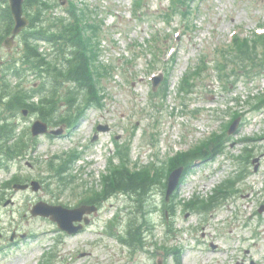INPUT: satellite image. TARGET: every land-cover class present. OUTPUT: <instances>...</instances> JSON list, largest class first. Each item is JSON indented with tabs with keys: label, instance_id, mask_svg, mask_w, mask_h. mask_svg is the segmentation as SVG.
<instances>
[{
	"label": "rangeland",
	"instance_id": "1",
	"mask_svg": "<svg viewBox=\"0 0 264 264\" xmlns=\"http://www.w3.org/2000/svg\"><path fill=\"white\" fill-rule=\"evenodd\" d=\"M64 1L66 4L56 8V13L68 7V0ZM75 1L87 3L101 20H106L99 61L101 65L111 64L115 70L102 81V106L90 108L75 129H66L64 137L41 138L36 153L32 151L29 158L38 162L37 167L27 168L26 172L41 175L42 179L48 177L47 160L76 149L84 157L73 174L83 188L75 196L43 188L40 193L18 194L15 207L6 209L2 205L0 232L4 237L0 240V264H42L45 255L51 252L55 254L51 258L54 264H174L158 249L166 242L183 250L182 264H264V211L259 212L264 206V112L257 113L252 107L258 97L264 96V43L256 48L262 60L257 66L262 69L238 71L240 79L232 78L235 82L229 91L223 88L213 66L215 51L223 48L235 32L252 36L264 24V0H194L188 30L180 16L169 23L165 21L170 0H145L142 20L131 17L133 8L138 9L134 0ZM175 31L182 34L175 37ZM154 37L163 41L162 48H158L163 52L161 62H154L157 65L152 64L155 58L151 50L159 45L148 49V53L138 48V44L145 45L148 38ZM19 41L13 50L15 56L20 52ZM172 46L176 49L175 64L170 63L171 53L166 52ZM0 53L9 57L6 49ZM202 57L210 59L209 67L197 80L194 94L188 97L179 94L182 77L198 66ZM163 68L170 72L172 69V73L167 79L164 77L158 89L164 87V94L152 98L151 79ZM41 82L37 75L28 73L24 86L33 88ZM252 101L256 102L252 105ZM81 105L84 106L83 98ZM64 108L61 103L58 112ZM196 110L199 112L193 114ZM234 111L244 114L237 134L231 137L224 155L215 161H197L190 170L178 191L175 217L169 214L167 220L165 194L160 188L150 197L144 210L153 228L149 233L153 235H146L143 249L131 250L107 233L109 221L113 220L115 231L124 232L130 216L138 209L130 210L131 204L124 196L105 203L91 217V224L75 236L61 235L49 219L30 215V209L39 201L75 207L85 192L101 190L109 158L117 154L114 137L130 143L133 162L141 166L155 162L162 166L168 162L167 156L198 146L212 133H224ZM99 125L108 126L109 131L100 133L93 142ZM245 150L250 157L241 163ZM257 164L259 168L255 171ZM242 171V180L234 185L237 194L224 205L209 212L186 207L196 196L208 200L226 179H233ZM138 216L142 220L143 216ZM167 226H172L176 235H167ZM14 233L18 234L16 243L10 241Z\"/></svg>",
	"mask_w": 264,
	"mask_h": 264
},
{
	"label": "trees",
	"instance_id": "2",
	"mask_svg": "<svg viewBox=\"0 0 264 264\" xmlns=\"http://www.w3.org/2000/svg\"><path fill=\"white\" fill-rule=\"evenodd\" d=\"M48 4L44 0H26V12L31 19L32 30L24 35L25 55L24 59L28 63L36 66V68H44L45 71L54 74V78L66 76L67 80L74 83L75 86L84 92L87 97L88 104L99 100L98 86L100 79L110 73L111 67L108 69L97 65V49L100 41V24L96 20L89 24L90 19L86 16L84 10L77 7L70 9L71 20L65 22L64 19L46 20L45 12H47ZM35 13H32V10ZM7 33L12 28V18L8 13ZM50 23H47V22ZM39 28H36L35 25ZM27 37L35 39H44L53 43L55 53L53 58L60 59L58 66H53L44 56L39 53L37 46H33ZM248 41L238 43V49L242 54V62L244 64H255L256 50L255 43L249 45ZM241 58V56H239ZM52 102V100H50ZM49 104V101L46 102ZM258 109L264 108V98L258 102ZM46 108L43 109L42 115H47ZM226 136L214 135L209 138L200 148L193 149L187 153L180 154L174 158L169 166L157 168L153 171H131L128 166L123 165L112 171L105 180L104 189L101 192L93 193L87 197L85 201L89 204L101 203L108 200L118 193H123L137 202H144L154 190V188L162 185L165 186L169 171L178 166H191L194 160L209 156L215 157L221 153L226 146ZM172 164V165H171ZM52 168L56 170V175L61 182L67 183L64 174L70 169V162L56 167L52 164ZM219 197H215L214 201H218ZM143 224H139L136 219H132L127 228L126 238L122 242L131 248H137L143 245L144 237L142 232ZM176 262L180 264L181 258L178 250L174 252Z\"/></svg>",
	"mask_w": 264,
	"mask_h": 264
},
{
	"label": "water",
	"instance_id": "3",
	"mask_svg": "<svg viewBox=\"0 0 264 264\" xmlns=\"http://www.w3.org/2000/svg\"><path fill=\"white\" fill-rule=\"evenodd\" d=\"M22 2L23 0H11L12 10L17 21V27L14 31L15 34H17L27 23L26 19L22 18ZM236 127L237 124H235L231 128L230 133L234 132L236 130ZM45 132H47L46 125L40 122L36 123L34 127L35 135ZM182 173H183V168L177 169L172 173L169 180L168 199L170 194H172L173 191L177 188ZM27 187L28 186H23L22 189H25ZM34 189L37 191L39 189V186L37 184H34ZM94 210H95L94 207L82 206L79 209L70 211L63 209L62 207H50L45 203H39L37 206H35L32 213L34 216L37 215H42L46 217L51 216L52 220L58 222L60 228L68 231L70 234H75L81 229V226L75 227L73 223L75 221L77 222L82 221L84 214L86 213L90 214ZM86 222L88 223V220H86Z\"/></svg>",
	"mask_w": 264,
	"mask_h": 264
},
{
	"label": "flooded vegetation",
	"instance_id": "4",
	"mask_svg": "<svg viewBox=\"0 0 264 264\" xmlns=\"http://www.w3.org/2000/svg\"><path fill=\"white\" fill-rule=\"evenodd\" d=\"M18 99H19L18 97H16V98L14 99L13 106H14V105L17 106V104H18V102H17ZM9 105H10V104H9ZM13 118L16 119V116H13ZM13 124L16 125V126L19 125L17 121H15ZM2 132H3V130L0 129V133H1L0 136H3V139L0 141V143H1V144H5V141H7V140L9 139V135H8L7 133H2ZM20 158H21V157H20ZM20 158H19V159H20ZM20 160H21V159H20ZM15 161H16L15 165H17V161H18V160L16 159ZM20 164H21V161H20Z\"/></svg>",
	"mask_w": 264,
	"mask_h": 264
}]
</instances>
